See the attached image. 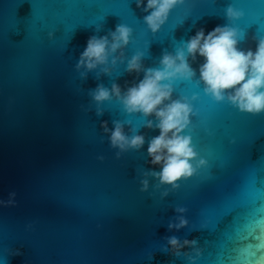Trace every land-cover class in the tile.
<instances>
[{"label":"water","instance_id":"95a60500","mask_svg":"<svg viewBox=\"0 0 264 264\" xmlns=\"http://www.w3.org/2000/svg\"><path fill=\"white\" fill-rule=\"evenodd\" d=\"M228 3L245 11L235 21L245 33L238 46L255 49L264 0H185L156 33L136 0H0V199L16 193L15 204H0V264H189L162 251L171 235L199 241L197 264H264V113L216 102L195 81L176 82L173 98L200 93L192 134L209 166L178 189L149 177L142 191L143 173L158 170L147 141L159 129L144 126L154 117L126 113L115 99L97 115L89 90L113 82L124 90L143 73L128 72L126 61L87 79L75 68L89 36L122 23L134 30L125 55L144 51L145 66L157 67L198 28L231 24ZM202 61L190 60L197 76ZM114 120L139 127L143 148L117 157L102 125ZM177 206L189 224L169 230Z\"/></svg>","mask_w":264,"mask_h":264},{"label":"clouds","instance_id":"9594fccd","mask_svg":"<svg viewBox=\"0 0 264 264\" xmlns=\"http://www.w3.org/2000/svg\"><path fill=\"white\" fill-rule=\"evenodd\" d=\"M185 0H136L137 7L146 13L143 17L148 28L156 33L169 20L170 14L178 4ZM225 15L231 24L217 25L211 30L203 27L184 41L175 52L165 51L159 60V66L146 67L143 63L144 51L137 50L130 57L125 55V48L133 40V28L128 24L116 25L105 35L89 36L84 50L80 52L75 65L81 78L87 79L88 73L97 71L111 75L114 69L125 63L128 72L143 73L142 79L131 83L126 89L113 82L111 88L100 83L89 90L95 102L97 115H102V105L115 99L123 111L129 114L141 113L145 117H154L144 121V126L159 129V134L147 141V153L150 163L158 166L148 169L141 179V190L148 191L152 186L149 177H154L158 184L178 189L181 181L197 175L201 169L209 166V159L201 155L194 143L192 134V117L197 115L195 101L200 93L191 96L181 94L173 98L174 85L178 81H195L197 86L203 84V93L216 102H229L241 112L253 115L264 113V35L256 37L255 49L240 48L239 42L245 36L243 29L235 26V21L245 15L244 9L235 3H228ZM101 25H97L99 32ZM55 33H49L54 36ZM202 57L197 69L191 61ZM87 110H91L90 108ZM132 125L127 131L125 124ZM103 132L107 134L110 145L119 157L130 149L143 148L146 137L138 131L131 120H114L113 127L107 121L102 122ZM99 159H103L101 155ZM167 187L162 196H167ZM15 192H10L8 199H0V204H15ZM176 217L169 222V230L178 231L189 224L184 206L175 208ZM161 249L174 257L186 256L189 264H197L201 254L199 241L181 240L176 235L165 238ZM16 249L11 255H20ZM153 258V257H151ZM171 264H175L174 261Z\"/></svg>","mask_w":264,"mask_h":264},{"label":"snow or ice","instance_id":"6c2138e0","mask_svg":"<svg viewBox=\"0 0 264 264\" xmlns=\"http://www.w3.org/2000/svg\"><path fill=\"white\" fill-rule=\"evenodd\" d=\"M74 29H75V28H74ZM74 29H73V30H74ZM73 30H72V31H73Z\"/></svg>","mask_w":264,"mask_h":264}]
</instances>
